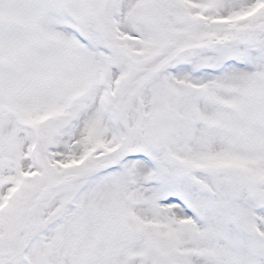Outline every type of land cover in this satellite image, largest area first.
Segmentation results:
<instances>
[{"label": "snow or ice", "instance_id": "1", "mask_svg": "<svg viewBox=\"0 0 264 264\" xmlns=\"http://www.w3.org/2000/svg\"><path fill=\"white\" fill-rule=\"evenodd\" d=\"M0 264H264V0H0Z\"/></svg>", "mask_w": 264, "mask_h": 264}]
</instances>
